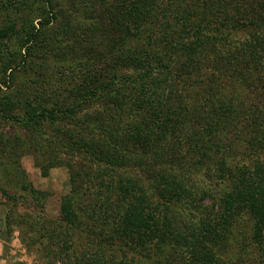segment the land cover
<instances>
[{
    "label": "trees",
    "instance_id": "obj_1",
    "mask_svg": "<svg viewBox=\"0 0 264 264\" xmlns=\"http://www.w3.org/2000/svg\"><path fill=\"white\" fill-rule=\"evenodd\" d=\"M72 2L83 17L72 37L89 55L53 82L47 58L61 40L48 34L73 24L68 5L0 0V173L26 182L28 154L44 177L68 169L63 226L96 240L84 264H217L234 242L264 250V0ZM77 155L98 168L76 167Z\"/></svg>",
    "mask_w": 264,
    "mask_h": 264
},
{
    "label": "rangeland",
    "instance_id": "obj_2",
    "mask_svg": "<svg viewBox=\"0 0 264 264\" xmlns=\"http://www.w3.org/2000/svg\"><path fill=\"white\" fill-rule=\"evenodd\" d=\"M63 1L68 5L69 12L73 15V24H68L66 20L60 21L52 27L48 34L53 40L57 35L61 40L52 45L53 52L47 58V62L51 64L52 69L46 71L45 74L53 82L61 81L63 75L67 78L72 70H74V73L83 70L82 65L86 61L87 55H89V53L86 55V52H83L81 43L74 42L72 37L81 33L77 32L75 34V31L80 27V21H83V17L75 14L74 11L78 4L73 3L77 1ZM70 6H73V8H70ZM86 6L85 3L81 5V7L89 10ZM82 13L83 10L80 14ZM244 35V32L236 33L228 42L235 45V39H239ZM41 63L43 61L36 59L31 64L34 66L35 71L41 72L44 67L43 63L41 69L38 68ZM235 75L237 77V73ZM247 75L248 71H243L240 77L245 78ZM65 76L64 79L66 80ZM24 77L32 80L34 78L33 71L25 74ZM20 80L18 79L15 84H20ZM235 89L238 92L241 89L243 90L241 84H238L237 81ZM1 91L3 94L8 93V89L4 86L1 87ZM12 131L14 129L10 127H6L4 130L6 133ZM242 134H247V139L253 136L248 131H243ZM91 159L89 155H77L72 161L76 167H82V164L90 166L89 161ZM20 161L26 176V182H22L15 187L13 185L16 182L14 178H9L7 175L0 173V183H8L4 188L7 190L8 197L14 202L12 203L0 192V264H84L88 254L94 251L93 243L96 240L86 237V233L92 232L71 230L64 227L62 223L63 221H67V223L69 221L70 210L63 203H66L68 198L73 195L72 175L66 167L58 166L52 168L44 177L36 164L35 157L31 154L24 155ZM95 164L97 165L96 162L91 164L90 168L92 170L98 168ZM195 174L197 175L196 181H198L200 179L199 174L197 172ZM24 183L25 188L22 186ZM211 204L212 201L209 197L202 203L206 206H211ZM87 225L94 228L92 222ZM247 230L248 227H242L236 237L247 241ZM247 246L248 253H246V248L240 250L236 242L232 245H225V248L219 251L222 256L217 257V264H230L228 261H231V264H251L245 257L247 254L255 256L257 261H264V250L252 247L250 241H248ZM182 254L185 263H187L188 254L183 252ZM234 254L237 255L238 259L228 260ZM240 256H244V258L240 260Z\"/></svg>",
    "mask_w": 264,
    "mask_h": 264
}]
</instances>
